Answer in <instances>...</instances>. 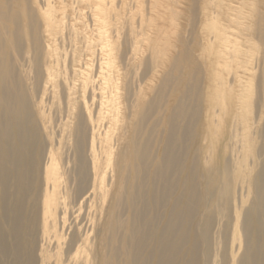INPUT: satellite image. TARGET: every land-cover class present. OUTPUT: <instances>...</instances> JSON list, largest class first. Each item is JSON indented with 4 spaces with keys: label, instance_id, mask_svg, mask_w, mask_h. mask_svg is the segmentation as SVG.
<instances>
[{
    "label": "bare ground",
    "instance_id": "6f19581e",
    "mask_svg": "<svg viewBox=\"0 0 264 264\" xmlns=\"http://www.w3.org/2000/svg\"><path fill=\"white\" fill-rule=\"evenodd\" d=\"M8 3L9 0H3L1 9L9 11ZM219 17L216 14L213 19ZM246 19L249 26L242 33L244 42L258 43L262 48L254 61V69L261 74L255 80L251 124L247 86L250 80L247 83L242 80L245 62L237 61L233 74L228 72L225 77H218L217 67L221 59L226 60L224 55L229 57L228 68L234 61L226 50L227 35L220 37L215 33L207 42L208 47L218 42L219 46L211 59L202 64L206 73V84L202 87L198 79L201 65L192 57V44L181 43L182 50L171 70L173 75L162 78L131 137L130 174L126 182L130 179L133 184L127 191L123 188L115 206L116 216L105 228L108 231L123 228L121 218L128 203L131 226L126 234L127 243L111 250L114 260L123 257L124 264H138L146 242L156 234L155 247L142 264H175L179 256L182 264H217L214 253L220 245L221 263L230 264V231L235 237L238 229L243 252L232 264H264V166L253 178L245 173L247 144L253 147L264 136V0H252ZM6 23L14 29L8 31ZM17 31V18L7 12L0 13V264H37L38 200L42 195H35L34 175L35 169L41 171L42 158L47 159V154L43 149L37 154L31 152L38 139L33 93L35 57L31 79L22 68L23 42ZM196 43L193 48H197ZM238 44L243 45L240 41ZM225 50L228 54H223ZM9 51L18 53L20 64L11 61ZM234 51L237 49L233 47ZM189 61L196 63V71L188 69ZM36 66L39 86L48 78V69L43 62L36 61ZM239 70L241 76L237 74ZM227 77H231L229 83ZM75 107L66 137H70L69 149L75 158L76 201L88 190V182L99 176L94 173L99 158L93 143L98 125L93 127L84 110ZM160 109L163 117L148 126ZM65 116L69 122V104ZM160 122H163L162 138L157 139L155 131ZM263 150L259 149L258 159ZM209 154L214 156L211 162L207 158ZM249 162L254 163L252 158ZM246 181L251 185V197L248 206L242 209ZM94 192L97 195L95 189ZM107 194V191L99 192L101 198ZM212 203L219 209H209ZM161 208L165 213L160 228L157 224L161 220L158 212ZM149 212L153 216L148 217ZM25 213L27 241L22 237ZM73 236L67 254L81 241L77 232ZM99 247L102 250V242ZM93 262L105 264L100 257Z\"/></svg>",
    "mask_w": 264,
    "mask_h": 264
},
{
    "label": "rangeland",
    "instance_id": "374dc122",
    "mask_svg": "<svg viewBox=\"0 0 264 264\" xmlns=\"http://www.w3.org/2000/svg\"><path fill=\"white\" fill-rule=\"evenodd\" d=\"M2 1L0 13L7 12L17 18V32L23 42L22 68L31 79L35 57L33 93L38 139L31 152L37 154L43 149L45 156L47 154V159L42 158L41 171L35 169L34 175L35 195H42L38 197L37 264H94L96 257L102 258L105 264H124L123 257L114 260L111 250L127 243L126 234L131 226L128 203L123 208V228L109 231L105 228L116 216L114 210L123 188L127 191L133 184L130 179L126 182L130 174L132 134L162 78L173 75L171 70L182 50L181 43L192 44V57L201 65L198 79L202 87L206 84L202 64L211 59L219 46L218 42L208 47L207 42L215 33L220 37L227 35L226 50L234 61L228 68L229 57L224 55L226 60L221 59L219 67L216 66L218 77H225L228 72L233 74L237 61L245 62L246 73L242 80L246 83L250 80L247 83L248 121L252 122L254 85L257 75L261 74L254 69V61L262 50L258 43L251 45L243 40V30L249 26L246 18L252 0H9V11L1 9ZM216 14L220 16L218 20L213 19ZM6 25L8 31L14 29ZM195 43L197 48H193ZM10 46L14 48L12 42ZM233 47L237 52H232ZM226 50L223 54H228ZM14 51H9V57L20 64L16 58L19 55ZM36 61L43 62L48 69V78L39 86ZM194 61L188 62L189 70L198 68ZM237 74L242 73L239 70ZM68 104L71 122L65 118ZM75 106L84 110L93 127L98 125L93 143L99 158L94 170L99 176L88 182V190L76 201L75 158L69 149L70 137H66L75 117ZM157 114L148 126L163 117L161 109ZM162 127L163 122L156 127L157 139L162 138ZM247 146L245 173L253 178L264 166V150L260 159L257 157L259 149L264 148V136L262 142L258 140L253 147L249 143ZM207 158L211 162L214 156L209 154ZM250 187L246 181L242 209L249 204ZM101 190L108 192L103 198L99 195ZM217 206L212 203L209 209L218 210ZM158 212L161 220L157 225L161 228L165 209ZM26 216L27 213L22 219V237L27 241ZM231 231L230 264L243 252L239 230L235 231V237ZM75 232L81 241L67 254ZM155 237L156 234H152L146 242L138 264L147 261L148 253L155 247ZM175 240L180 243L178 238ZM221 251L220 245L214 253L217 264H224L220 259ZM180 259L176 257L174 263L182 264Z\"/></svg>",
    "mask_w": 264,
    "mask_h": 264
}]
</instances>
